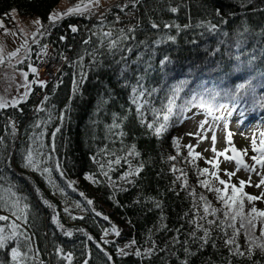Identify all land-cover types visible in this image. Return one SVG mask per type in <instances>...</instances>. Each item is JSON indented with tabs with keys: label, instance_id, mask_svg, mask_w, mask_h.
I'll use <instances>...</instances> for the list:
<instances>
[{
	"label": "trees",
	"instance_id": "obj_1",
	"mask_svg": "<svg viewBox=\"0 0 264 264\" xmlns=\"http://www.w3.org/2000/svg\"><path fill=\"white\" fill-rule=\"evenodd\" d=\"M59 1L0 0V19L8 22L9 12L16 9L21 18L37 17L47 25L48 15ZM124 2L125 0H116L110 4L106 11L107 21H114L115 16L119 14L123 22L115 24L116 28H126L139 22L135 40L127 42L133 47L131 53L117 52L113 56L104 49L98 56V62L90 64L91 57L85 55V50H92L96 38L93 37V43L90 45H84L83 40L88 37L89 30L98 23V19L92 20V17L80 16H69L62 19L48 35L38 37V39L42 44L51 45L56 55L60 56V53H64L70 61L76 60L80 55H85L83 63L87 78L73 94L74 73H78L80 69L64 61L60 68L61 71L49 85L45 88L33 85V94L26 102L21 103L18 108L7 107L0 110V136L5 137L6 140V150H0L4 158V162L0 163V168L4 169L3 174L6 177L3 183L5 186L9 182L14 183L20 189L21 194L28 197L30 232L34 235V247L39 248L41 259L45 264H68L66 260L58 259L55 250L60 247L64 252L68 251V246L72 245L74 240H78L81 246L76 247L78 253L75 254V258H72L71 264H83L86 258L89 262L99 264L100 258H104L99 253L105 254V251L97 248L94 241H100L99 227L103 225L110 228L111 223L117 225L121 231L120 237L114 234V241H130L134 238L137 246L143 250L150 246L148 240L151 236L159 248L167 247L166 251H158L154 256L144 259L134 254L117 256L112 250L106 249L113 257L114 264H180L177 256L180 260L185 258L183 246L177 245L172 248L171 245H167V241L175 233L160 230L162 226L167 225L168 229H176L183 225V233L191 230L190 225L182 217L185 213H189L188 218H191L194 198L189 195V191L192 188H195L197 205L201 207L200 215H203L202 202L199 200L201 194L211 201L212 206L220 207L215 193H210L198 185L197 167L209 168L210 172L215 170L212 165L205 162V158L208 157L195 147L194 152L201 153L202 156L198 157L194 164L184 162V158H192L188 156V149L184 147L188 144L182 141L178 134L181 124L170 126L166 132L157 137L153 131L140 123L135 105L130 103L131 85L136 84L137 76L143 77L142 83L147 89H158L152 96L145 97L150 101L144 110L146 121L154 119L152 108L160 109L166 103L170 89L181 80L186 83L180 93L182 99L178 103L190 98L193 93H206V96L219 94V103H229L230 96L235 94L236 85L246 81H251L257 96L264 95V87H262L264 85V0H253L252 4L245 7H241V0H141L135 10L131 7L125 10L131 15H125L116 7ZM172 6H178L177 13L168 11ZM217 10L220 15H217ZM152 22L159 24L160 29H152ZM164 24L179 25L181 30L177 33L175 27L165 29ZM197 24H216L218 25L217 33L211 34L205 27H196ZM69 25H76L78 31L73 33ZM184 25L191 26L184 28ZM224 32H227L228 36H224ZM61 35L65 37L63 41L59 39ZM167 35L176 36V40L167 41L158 46L153 45L154 40ZM193 40L196 43H191ZM219 40H224L225 43L219 45V52L211 55L210 52L216 49ZM237 40L243 41L240 49L236 47ZM140 41H146L147 44H140ZM140 54H143L142 59L135 64L132 63ZM121 55L128 56V71L123 76L120 70L124 62L116 63ZM164 56H168L171 62L161 67L159 61ZM22 67L25 71L28 70L27 63ZM32 78L30 73L29 79ZM61 79L62 83L59 87H55ZM76 79L79 80V76H76ZM126 81L128 87L124 86ZM54 88L55 91H53ZM45 95L49 97L44 105L45 111L37 112L36 106L40 104ZM249 97H251V92H249ZM246 106L250 107V105ZM49 112L54 115L45 127L43 143L45 153L49 151V146L53 143V131L57 127L60 128L55 137V152L47 163L53 169L52 174L70 196L78 199L89 211L93 213L92 209L95 208L96 211L110 218L109 222L101 217L86 216L82 227L73 224L63 225L65 229L72 230L73 237L65 236L52 223L53 210L43 201L47 200L53 204L54 196L51 194L50 196L46 191L45 183L40 179L38 172L22 166V156L31 144L30 126L41 116L46 119ZM195 112L203 114L202 110L193 108L187 115L190 116ZM62 113L63 119L61 120L59 117ZM114 113L117 117L116 123L120 124V127L109 130L108 126L114 122ZM220 113L217 112L215 115ZM233 113L243 118L258 117L264 121V109L257 108L254 111H247L244 116L240 115L239 108ZM15 119L18 123L16 135L13 138L9 125ZM25 121L28 124H25ZM121 131L125 133L123 137L114 135ZM173 137L180 138L179 149L173 144ZM133 145L139 155L129 156L128 160L132 162L133 168L142 164L143 169L138 176L132 178L135 181L133 184L119 182L128 189L127 191H117L113 196V189L107 181L94 184L85 178L86 174L90 175L98 170L93 157L97 160L106 159L100 153L101 149L106 148L109 152L125 156ZM178 150L181 155L175 161L168 160L169 156H177ZM242 150H247V155L253 152L252 148L247 145L239 148L243 154ZM9 153L11 154L10 159ZM215 161L219 164L221 178L227 179L223 171L227 168L223 167L219 161ZM57 162L61 164L67 179L76 182V192L68 189L64 181L59 178V173L55 172ZM9 163L11 167H8ZM173 164L187 172L189 186L187 190L181 188L182 180H176L180 173L170 171ZM114 167L116 171L110 173L113 179H118L122 172L128 170V165L123 161L121 165ZM205 178L218 185V182L211 176L199 177V179ZM238 179L243 178L236 176L233 182L236 183ZM173 181H176L175 184ZM37 188L40 189L39 194L36 192ZM172 188H175V191H170ZM244 191L254 195L260 194L248 186ZM80 192L85 194L84 197L79 195ZM85 197L92 199L94 204L87 205ZM110 197L113 198L110 199ZM153 201H159L161 207L156 208ZM245 206L250 207L247 204ZM256 206L264 209V202L258 201ZM161 216L164 217L163 220ZM80 229L84 231L81 232ZM85 233L91 235L94 241H87ZM218 235L213 232L214 237ZM257 235H259L258 232ZM180 238L183 240L187 237L182 234ZM239 243L244 245L243 236L239 238ZM217 245L213 248L209 244L203 250H199L196 244H190L191 250L196 255L188 257L189 264H229V262L231 264H253L254 261L264 264V254L258 250L251 259H248L231 256L222 239H217ZM172 252L176 255H172ZM104 259L105 263L111 264L108 259ZM0 260H8L6 252H0Z\"/></svg>",
	"mask_w": 264,
	"mask_h": 264
},
{
	"label": "snow or ice",
	"instance_id": "obj_2",
	"mask_svg": "<svg viewBox=\"0 0 264 264\" xmlns=\"http://www.w3.org/2000/svg\"><path fill=\"white\" fill-rule=\"evenodd\" d=\"M253 0H241V7H245L246 5L252 4ZM141 3V0H125L122 5H117L116 7L120 12H124L125 15H131L130 12H126L125 10L131 7L132 10H135L137 6ZM100 0H78V3L74 7H69L64 13H59L52 11L48 15V24L45 25L42 23L40 18H37L34 21L35 25H38L36 31L32 33L31 41L27 38L23 40V42L17 47L15 50L11 52H7L5 55V50L2 44H0V67H4L7 65L8 68L12 69V74L7 72L4 73V79L8 83V87L5 88V93H10L12 85L16 87L15 95H4L0 94V110H4L7 107L18 108L21 103L27 101L29 96L33 94V85H38L41 88L46 87L48 81L42 80L39 78V70L38 66H34L37 61H41L43 63H47V57H49L48 49L50 47L49 44H42L38 37L46 36L51 32L52 28L57 26L58 21L65 19L69 16H80V17H97L98 23L93 25L89 30V35L86 39L83 40L84 45H90L93 43V37H95V46L91 51L85 50V55L91 57L90 64H96L98 62V56L102 54V50L106 49L107 52L111 55H115L117 52H127L131 53L133 51V47L129 46L127 43L130 40H135V32L139 27V22L134 25L127 26L126 28H116L115 24L122 23V19L119 14H117L114 18V21H107V12L100 11ZM16 11V10H13ZM168 11L171 13L178 12V6L169 7ZM7 15V14H6ZM217 15H220L219 10H217ZM191 25H184V28H188ZM0 27L4 28V35H16L15 32H9V29L6 28L3 24V20H0ZM71 31L76 33L78 28L76 25H69ZM175 27L177 29V33L181 30V26L175 24H164L165 29H171ZM196 27H205L206 30L211 34H216L218 25L216 24H197ZM151 28L159 30L160 25L152 22ZM247 31V29H245ZM224 36H228L227 32L223 33ZM242 35V33L240 34ZM61 41L65 39L63 35L59 38ZM176 36L167 35L161 36L160 38L153 41L154 46H158L161 43H165L167 41H175ZM140 44H147L146 41H140ZM191 43H196L195 40L191 41ZM225 43L224 40L218 41V46L216 49L210 52L211 55H215L216 52L220 51L219 45H223ZM243 41L237 40L236 47L240 49ZM35 45V48L33 47ZM206 51H208L206 49ZM33 53L37 60H33ZM85 55H80L76 60L70 61L68 57L64 53H60V59L68 63L72 67H79L80 71L78 73H74L72 91L75 94L81 83L87 78V73L84 71L85 65L83 63L85 59ZM143 54L137 56L135 61L132 63H137L140 59H142ZM239 59V56H237ZM128 56L121 55L119 61H116L117 64L124 62V66L120 70V74L123 76L124 73L128 71L127 64ZM170 58L168 56H164L163 59L159 61L161 67L166 66L170 63ZM27 63V71L23 70L21 65ZM61 69H57V72H60ZM191 71V69H189ZM32 74L33 78L29 79V74ZM17 75L20 77L19 80L16 79ZM76 76H79V80L76 79ZM143 77H136V84L131 85V94H130V103L135 105V111L137 117L140 119V123L143 126H146L149 130L153 131L154 134L159 137L164 132L168 130L170 126L176 124H182L186 119H189L187 115L193 108H197L203 111L205 115V119L199 122L197 133H188L189 136L198 137L197 145H185L188 149V156L192 159L184 158V162L189 164H194L195 160L198 157H201V153L194 152V148L198 147L199 143L203 140L207 139L206 133L208 131H212V151L215 154V157L225 156V153L229 151L228 148L223 151H218L215 148L216 143V134L215 128H213V124L218 126L219 122L224 121V128L226 130V143L230 146V150L232 153L236 154L232 157H227L226 159L231 162L235 160V170L228 171L224 169V174L227 176V179L221 178L219 172V164L215 161V158L208 159L205 158V162L212 165L213 171H209V168L200 169L197 167V176H198V185L205 188L206 191L210 193H215V197L217 202L220 204V207L212 206L211 201L207 199L206 196L201 194L199 196V200L202 202V210L203 215H200L201 207L197 205L195 200L196 192L195 188H192L189 191V195L192 196L193 204H192V212L191 218L189 219V213H185L182 219H185L186 222L190 225L191 230L187 233H183V225L176 229H168L167 225H163L160 230L163 231H173L175 234L167 241V245H171L172 248H175L177 245L183 246V251L185 253V258L179 260L180 264H189L188 257L196 255L190 248V244H196L199 250H203V248L209 244L213 248H216L217 239H222L223 244L227 247L229 254L231 256H240L251 259L254 255L255 251H260L264 254V209L258 208L256 206V202H264V131L259 133L260 147H257V140L255 138V134L251 141L252 151L256 153L255 155H251L249 157L251 163H247L243 160V158H237L240 155L238 150L235 147H231L232 144V133L228 130V123L224 118V115H215L217 112H224L227 116H231L233 112L240 109V115L244 116L247 111H254L257 108L264 109V95L257 96L255 94L256 89L252 85L251 81H246L245 83H240L236 85L235 94L230 96L229 103H219V94H211L207 95L206 93H193L192 96L188 99L183 100L182 103H178L180 101L181 95L180 93L183 91V86L186 81L181 80L177 85L170 89V95L166 97V103L160 108H152V115L154 119L152 121H146L144 118V110L146 105L150 103V101L146 100L145 97L152 96L153 93L157 92V88H152L151 90L147 89L146 86L142 83ZM62 83V79L57 82L55 87H59V84ZM125 87H128L127 81L125 82ZM264 87V85H262ZM23 88L24 91L21 92L20 89ZM55 91V88L53 89ZM243 92V95L241 93ZM249 92H251V97H249ZM49 100L47 95L44 96L43 100H41L40 104L36 106V111H45L44 105ZM246 105H250L247 107ZM244 106V107H242ZM228 109H231L230 111ZM22 111V109H20ZM199 113H193V116ZM208 117L212 118L213 124H209ZM51 117L49 116V120ZM59 119H63V113L59 117ZM117 117L116 114H113V124L108 126L109 130L119 128L120 124L116 123ZM47 121H37L33 127L40 128L42 125L46 126ZM205 125H208L205 128ZM12 129L11 135L14 138L16 135V124L14 121L10 122L9 125ZM60 131V128L57 127L55 131L52 133L53 143L49 146V151L45 153L43 151L44 144L40 141V138L44 135L43 132L39 134H33L29 137V140L32 142L28 145L25 150L22 160L23 167L27 169H31L34 172H40L47 179V182L50 186L55 188L57 191L63 193L65 191L64 188L60 187L54 179H52V171L53 169L45 166L48 161L52 159V154L55 152V137L56 133ZM203 133V135L201 134ZM119 137H123L125 135L124 132L114 133ZM179 139L178 137H173V144L177 146L179 149ZM6 140L5 137L0 136V150L5 149ZM243 155H247V150H242ZM100 153L103 154L106 159L97 160L96 157H93V162L98 165V170L93 174H86V179L90 180L94 184H102L105 181L108 182V185L113 189V196L117 191H127L128 189L123 186V184H133L135 181L132 179L140 174L143 169V165H137L133 168L132 162L128 160L129 156L139 155L138 152L135 151V145H133L126 153L125 156L117 155L115 152H109L106 148L101 149ZM181 153L179 150L177 151V156H169L168 160L175 161ZM11 154L9 153V159ZM122 161L128 165V170L122 172L118 179H113L110 175L111 172L116 171L114 166H119L122 164ZM4 162V158L2 153H0V163ZM8 167H11L10 163ZM243 169L246 173H248V179H238L236 183L233 182V178L236 177V174ZM170 171L173 173L179 172L180 176L176 177V180H182L181 188L187 190L189 188L187 182V172L183 169L177 168L175 164L172 165ZM55 172L59 173V178L64 181L66 187L71 189L73 192L77 191L75 187L76 182L72 180H68L66 177V173L64 172L61 164L59 162L56 163ZM4 169L0 168V212H7L6 215L0 214V252H6L8 256L7 261L0 260V264H45V262L41 259V252L39 248L34 247V235L30 232L29 227V215H30V204L28 203V197L21 194L20 189L14 183L9 182L7 186L3 183L6 177L4 176ZM257 176L258 182L253 183L252 176ZM201 176H211L214 178L216 183H212L209 179H199ZM102 177L103 179H100ZM123 182V184L119 182ZM176 181H173L175 184ZM223 186V187H220ZM255 187L260 189L259 195L249 194L244 191L245 187ZM230 190V191H229ZM170 191H175V188L170 189ZM37 194H39L40 189H36ZM178 194V193H177ZM79 195L84 197V193L80 192ZM113 197H110V199ZM87 205H93L94 201L92 199L86 198ZM43 203L47 205L49 208L53 209V215L51 217L52 223L61 230V232L68 237L72 236V230H67L64 228L63 224L59 219V212L56 209L54 204H51L49 201L44 200ZM156 208H160L161 205L159 201H153ZM250 205L247 207L245 205ZM77 208H80L81 205L79 202H76L75 205ZM65 213L69 212V208L65 207L63 209ZM96 217H101L104 221H109L110 218L107 215H104L100 211H96L95 208L92 209ZM72 219H84L83 216L75 217L72 216ZM163 220L164 217L161 216ZM231 230V231H229ZM79 231L83 232V229ZM151 232V230H150ZM213 232L218 233L217 237L213 236ZM257 232L259 235H257ZM109 233H114L116 237L121 236V231L118 229V226L114 223H111L110 228L103 229V235L100 241H94V238L91 235L87 236V241H94L96 243L97 248L103 250L102 245L107 244H116V241H109L105 237L109 235ZM185 235L187 238L181 240V235ZM243 236L244 245L239 243V238ZM148 242L150 243L149 247L141 250L139 246H137L136 240L133 238L124 244L123 247H120L116 244V254L117 256H127L134 254L141 259L150 258L154 256L158 251L163 252L167 250L166 248H159L156 241L151 239L149 236ZM87 247V244H85ZM133 247L136 248L135 252L132 253L128 251ZM56 255L58 259H63L71 264L72 261V253H64L63 249L57 247ZM107 259L111 264H114L113 257L105 253ZM172 255H176L175 252L171 253ZM83 264H89L88 259L86 258ZM231 264V262H229ZM253 264H258V262H253Z\"/></svg>",
	"mask_w": 264,
	"mask_h": 264
},
{
	"label": "rangeland",
	"instance_id": "obj_3",
	"mask_svg": "<svg viewBox=\"0 0 264 264\" xmlns=\"http://www.w3.org/2000/svg\"><path fill=\"white\" fill-rule=\"evenodd\" d=\"M116 0H100V11H107L110 4L114 3ZM78 3V0H60L58 2V4L56 5V7H54V9L52 11L55 12H59V13H64L69 7H74L76 4ZM16 9H12L9 12V23L5 22L3 19V24L6 28L9 29V32H15L16 35H4V28L0 27V44L3 45L4 50H5V55L7 54V52H11L13 50H15L17 47H19V45L23 42V40L25 38H27L29 40V42L31 41L32 38V33L34 31H36L37 27H39L38 25L34 24V21L37 19V17L34 18H21L16 11H13ZM96 20L98 19L97 17H92V20ZM35 48V45L33 46ZM48 52L50 54V56H54L56 59H59L60 61L56 60V65L55 67H53V62L47 67L43 66L42 64L46 65L47 63H49L52 59L47 60V63H43L41 61H37V63L34 66H38V70H39V78L45 81H48L47 85H49V83L51 81H53V79L56 77V75L59 73L57 72V69H60L63 66V60H61L60 56L56 55L54 52L53 47L50 45ZM49 56V57H50ZM48 57V58H49ZM33 60H37V58L35 57V54L33 53L32 56ZM42 63V64H41ZM24 66L21 65L20 67ZM23 68V67H22ZM24 70V69H23ZM7 72L9 74H12V69L8 68L7 65H5L4 67H0V94H4V95H15L16 93V87L15 85H12L11 88V92L10 93H5V88L8 87V83L5 81L4 79V73ZM17 80L20 79V77L17 75L16 77ZM46 85V86H47ZM45 88V87H44ZM21 92L24 91L23 88L20 89ZM43 100V98H42ZM41 102V101H40ZM196 113V112H195ZM53 113L49 112L48 116L46 117V119H43L44 117L41 116L40 119H34V123L30 126L31 127V135L33 134H39L40 132H43L45 134V127L44 125H42L40 128H34L33 125L35 124V122L37 121H47V124L49 122V116L52 118L53 117ZM219 115H224L225 120L228 123V130L231 131L232 133V144L231 147H235L238 152L240 153L239 156H237V158H243V160L247 163H251L249 157L251 155H255L256 153L251 152V154L249 155H243L240 151L239 148L242 146H250L251 147V141L253 139V136L255 134V138L257 140V147H260L259 144V140H260V136L259 133L261 131H264V121L262 119H259L258 117H240L238 115H235L234 113L231 116H227L226 113L221 112ZM191 118L186 119L178 128V134L179 137L181 138L182 141H184L185 143H187L188 145H197V141H198V137L196 136H189L187 135L188 133H197L198 131V125L199 122L205 119V115L199 113L195 116H193V113L189 116ZM208 121L209 124H213L212 118L208 117ZM15 124L17 125L18 121L17 119H15ZM28 124V122L25 121V124ZM46 124V125H47ZM27 126V125H25ZM208 125H205V128H207ZM213 128H215V134H216V143H215V148L218 151H223L224 149L228 148L229 151H227L225 153V156H221V157H215V154L212 151V147H213V143H212V131H208L206 133L207 135V139L203 140L202 142L199 143L198 145V149H200L201 151H203V153L205 154L206 157L213 159L215 158V160L219 161L220 164L233 171L235 170V160H232L231 162H229L226 158L227 157H232L236 154L232 153L230 150V146L226 143L225 137H226V130L224 128V121L219 122L218 126L216 124H213ZM203 135V133H201ZM44 143V135L40 138V141H38V143ZM32 143V142H31ZM252 148V147H251ZM44 151V150H43ZM45 166H48L45 165ZM49 167V166H48ZM38 174L40 175V179H42V181L45 183V187H46V191L49 192V195L51 194L52 196H54L53 199V204L56 206L57 211L59 212V219L60 222L63 225H77L79 227L83 226V222L84 219H72V216L75 217H81L83 216L84 218L86 216H90V217H96L94 212L92 213L91 211H89L86 206L81 203L78 199L73 198L70 196V194L67 192V190H65L63 193L57 191L55 188H53L52 186H50L47 182V179L44 175H42L40 172H38ZM236 176L241 177L245 180L248 179V173H246L243 169H241ZM52 179H54L56 181V183L62 187L58 181L55 179L54 175L52 174ZM258 177L253 175L252 176V181L253 183L258 182ZM63 188V187H62ZM253 189V191H255L256 193H260V189H257L255 187H251ZM50 195V196H51ZM76 202H79L81 207L77 208ZM67 207L69 208V212L65 213L63 211V209ZM53 210V209H52ZM6 215L7 212L5 213H1ZM105 228H109L108 226H103L101 225L98 229L99 232V239L101 240V237L103 235V229ZM73 237V236H72ZM74 237H76V235H74ZM114 233H109V235L107 237H105L107 240L109 241H113L114 240ZM128 241H116V244H118L120 247H123L125 243H127ZM72 245L68 246V251H65L64 253H72V258H75V254L78 253V251L76 250L77 246H81L80 242L78 240H74L72 243ZM116 244H107V245H102L103 250L105 251V253L109 252L107 251L112 250V252H114L116 254ZM70 249V250H69ZM107 249V250H106ZM128 251L130 252H134L135 251V247H133L132 249H129ZM101 252V251H100ZM101 256H103L104 258L107 259L106 254H102L99 253ZM109 254V253H108ZM117 255V254H116ZM102 259V257L100 258V263L99 264H107L105 263V259ZM96 262V261H95ZM89 264H95L93 262H89ZM98 264V263H97Z\"/></svg>",
	"mask_w": 264,
	"mask_h": 264
},
{
	"label": "built area",
	"instance_id": "obj_4",
	"mask_svg": "<svg viewBox=\"0 0 264 264\" xmlns=\"http://www.w3.org/2000/svg\"><path fill=\"white\" fill-rule=\"evenodd\" d=\"M49 56H50V55H49ZM58 58H59V57H58ZM46 59H47V60L52 59V60H51L49 63H47L46 65H44V64L41 63V64H42L43 66H45V67H46V66L48 67L52 62H53V67H55V65H56V60H57V61H60L59 59H56V58H55L54 56H52V55H51L49 58L47 57ZM63 62H64V61H63Z\"/></svg>",
	"mask_w": 264,
	"mask_h": 264
}]
</instances>
